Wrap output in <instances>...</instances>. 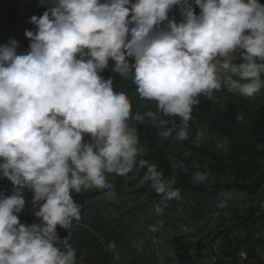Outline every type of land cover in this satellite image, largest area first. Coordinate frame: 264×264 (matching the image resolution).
Listing matches in <instances>:
<instances>
[{
  "label": "clouds",
  "instance_id": "9594fccd",
  "mask_svg": "<svg viewBox=\"0 0 264 264\" xmlns=\"http://www.w3.org/2000/svg\"><path fill=\"white\" fill-rule=\"evenodd\" d=\"M39 4L46 10L29 19L27 49L14 39L0 45V180L11 185L10 194L0 190V264H78L69 239L83 205L74 194L111 189L109 174L125 182L139 177L166 200L182 198L174 185L183 161L165 176L141 158L145 149L132 122L143 124L145 115L133 113L114 77L102 75L110 65L131 78L141 100L155 102L164 136L196 148L206 136L202 129L190 133L200 97L216 101L214 94L225 91L252 98L264 90L260 0ZM191 167L195 185L212 179L207 165L193 161ZM26 193L38 221L31 224L19 219ZM162 228V222L149 225Z\"/></svg>",
  "mask_w": 264,
  "mask_h": 264
},
{
  "label": "trees",
  "instance_id": "16d2710c",
  "mask_svg": "<svg viewBox=\"0 0 264 264\" xmlns=\"http://www.w3.org/2000/svg\"><path fill=\"white\" fill-rule=\"evenodd\" d=\"M22 9L20 0H0V45L14 39L21 46V51L27 49L29 40L24 33L26 29L31 30L34 27L29 19L32 15H41L46 7L32 12ZM102 75L105 78L114 77L116 91L127 92L133 113L140 112L145 115L143 124L133 121L141 136L140 144L148 149L144 159L155 164L165 176L172 173L173 164L183 161L185 168L177 167V183L174 185L180 189L182 198L166 200L147 184H141L139 177L125 182L122 177L114 174L108 176L113 185L111 189H89L81 194H74V198L83 205L81 220L74 222L69 239L78 260L86 264H123L112 258L113 249L126 247L130 242L129 238L141 236L144 228H149V225H154L157 221L168 223L177 214L186 215L192 222L210 219L215 215L231 214L239 219L243 232L233 239L230 226L221 223V231L214 229L215 238L225 236L229 244L224 252L223 264H238L237 257L242 250L247 254L244 262L264 264V257L259 252V247L264 245V213L259 207H249L255 202L257 193L264 185V166L257 162L264 161V147L257 150L258 144L264 145V92L262 102L252 118L248 106L242 101L230 100L222 108L221 100L231 95L225 91L214 94L218 98L216 101L200 97V103L193 107L191 135L194 136L197 129L207 128L220 135L226 145L221 159L211 155L210 161H204L196 155L202 150V146L196 148L188 141L180 144L171 137L164 136L166 127L155 116V102L141 100L131 78L123 79L113 73L111 65ZM149 112L153 116H148ZM185 151H191V156L185 158ZM193 161L202 168L207 165L211 178L214 175L237 172L242 181L211 186L203 183L195 185L191 178ZM225 161L228 163L224 164ZM247 168L249 173L257 174L261 171V174L255 176L253 183L246 181L249 174ZM0 190L10 194V183L0 180ZM233 191L239 192L245 198L242 200L232 194ZM106 193H112L114 198L107 199L104 195ZM26 195L29 203L19 219L25 224L38 222L31 212V193ZM158 208L162 211H157ZM107 209H111L112 216L105 213ZM224 212L226 214L222 215ZM58 231L61 237L68 236V232L64 230ZM199 252L198 249L195 254ZM133 262L137 263L138 259Z\"/></svg>",
  "mask_w": 264,
  "mask_h": 264
},
{
  "label": "rangeland",
  "instance_id": "374dc122",
  "mask_svg": "<svg viewBox=\"0 0 264 264\" xmlns=\"http://www.w3.org/2000/svg\"><path fill=\"white\" fill-rule=\"evenodd\" d=\"M21 6L24 8L25 6H29L32 11L36 9H41L45 6L39 4V0H20ZM261 3H264V0H260ZM23 10V9H22ZM199 12V9H196ZM177 19H179V13L174 12ZM264 90H262L258 95L252 98H243L236 94H231L229 96L224 97L220 104L221 107H225L226 103L230 100H238L245 103L249 108L250 118H252L257 110L258 106L262 102V95ZM134 125V122H132ZM206 136L205 142L201 145L202 150L197 152L196 155L199 159L204 161H210L211 155H214L221 159L226 150L225 148H218L217 145L221 142L225 144V142L221 139L220 135L217 133L208 130L207 128H201ZM140 139L141 136L138 133ZM141 145V144H140ZM145 151L141 158L144 159L145 155L148 152V149L141 145ZM205 151H208L205 152ZM259 164L264 166V161H257ZM228 162L225 161L224 164ZM248 173L249 169H246ZM257 174H261V171ZM257 174L249 173L247 174L246 181L248 183H253L255 176ZM238 181H242L239 178V174L237 172H232L230 174H219L214 175L210 181L203 183L205 186L217 185V184H225V183H235ZM232 194L240 197L242 200L245 198L239 192L233 191ZM107 199H113L114 195L112 193L104 194ZM246 206V205H245ZM249 207H259L264 213V185L261 187L259 192L256 195L255 202H252ZM249 209V208H248ZM109 216L113 215L111 209H107L105 211ZM189 219V218H188ZM208 220V219H207ZM224 223L226 226H230L232 228V236L233 239L237 234H242L243 230L239 224V219L235 216H231V214H227V216H216L215 219H212L211 222H207L198 228H189L190 225L187 224V228H180L179 230H175L169 233L166 232V235L171 242L165 243L164 238L159 237L158 230L153 235H145L141 238L131 237L129 238V244L124 248H115L112 251V258L116 261H119L123 264H223L225 261L224 252L228 249L229 244L225 238V236H219L215 238L214 229L218 228L219 231L222 229L220 224ZM197 227V226H196ZM220 227V228H219ZM190 229V230H188ZM145 232V231H144ZM143 232V233H144ZM162 233V232H161ZM181 233V234H179ZM171 237V238H170ZM155 239V240H154ZM139 243V247L135 244ZM132 244V245H131ZM136 247V248H135ZM200 250L199 253L195 254L196 250ZM245 251V250H242ZM240 251V252H242ZM239 252V253H240ZM259 252L262 257H264V245L259 247ZM241 254V253H240ZM199 255V256H198ZM194 256H197L198 259H194ZM239 256V255H238ZM247 257V254L245 255ZM177 258L178 260H175ZM138 259L137 263L133 261ZM182 260V262H181ZM177 262V263H176ZM238 264H248L247 262H240L237 258ZM78 264H86L81 260H78Z\"/></svg>",
  "mask_w": 264,
  "mask_h": 264
},
{
  "label": "crops",
  "instance_id": "0c3cea01",
  "mask_svg": "<svg viewBox=\"0 0 264 264\" xmlns=\"http://www.w3.org/2000/svg\"><path fill=\"white\" fill-rule=\"evenodd\" d=\"M226 213H222V215H225ZM220 215V214H219ZM217 215L211 217L210 219L208 218V220H203V221H199V222H192L188 219V217L186 215H183V214H180V215H174V217L168 221V223H163V228L161 229V232L159 233V237L161 238H164V241L166 244H168L169 242H171V240L169 239V235L171 234H168V237L165 236L166 235V232L169 231V233L171 232L170 230L172 231H175V230H179L180 228H187L186 225L189 224L190 225V229L191 228H198V225L202 224V223H207L209 220H212V219H215ZM211 222V221H210ZM161 222L160 221H157L155 222L154 225H159ZM197 225V227H196ZM202 226V225H200ZM188 229V230H190ZM144 234L142 233L141 236L137 237V238H141V237H144L145 235H153L155 234L157 231H150L149 228H144ZM160 231V230H159ZM181 234V233H179ZM171 238V237H170ZM155 240V239H154ZM168 242V243H167ZM262 254V253H261ZM199 256V255H198ZM194 259H198L197 256H194ZM175 260H178L177 258H175ZM182 262V260H181ZM177 263V262H176Z\"/></svg>",
  "mask_w": 264,
  "mask_h": 264
},
{
  "label": "built area",
  "instance_id": "2783aa9c",
  "mask_svg": "<svg viewBox=\"0 0 264 264\" xmlns=\"http://www.w3.org/2000/svg\"><path fill=\"white\" fill-rule=\"evenodd\" d=\"M23 10L25 11V12H32V9L29 7V6H25L24 8H23ZM257 97H258V95H257ZM203 224H205V223H202V224H200V225H203ZM200 225H198V227H200ZM239 260H240V262H244L245 260H246V258L247 257H245V254H239V256L237 257Z\"/></svg>",
  "mask_w": 264,
  "mask_h": 264
},
{
  "label": "bare ground",
  "instance_id": "6f19581e",
  "mask_svg": "<svg viewBox=\"0 0 264 264\" xmlns=\"http://www.w3.org/2000/svg\"><path fill=\"white\" fill-rule=\"evenodd\" d=\"M196 226H197V225H196ZM232 238H233V236H232ZM131 245H132V244H131ZM135 245H136L137 247H139V246H140L138 242H136V244H135ZM135 248H136V247H135ZM240 253H241V254H245V255H246V252H245V251H242V252H240ZM240 253H239V254H240ZM239 254H238V255H239Z\"/></svg>",
  "mask_w": 264,
  "mask_h": 264
}]
</instances>
